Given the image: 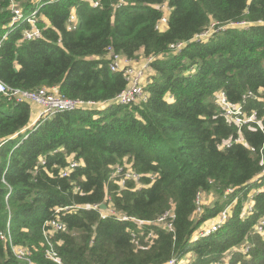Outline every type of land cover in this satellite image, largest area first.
<instances>
[{
  "label": "trees",
  "instance_id": "16d2710c",
  "mask_svg": "<svg viewBox=\"0 0 264 264\" xmlns=\"http://www.w3.org/2000/svg\"><path fill=\"white\" fill-rule=\"evenodd\" d=\"M15 1L24 15L38 10L41 37L24 40L29 26L23 22L2 41L0 80L8 87L55 88L59 96L100 103L127 85L121 73L109 71L108 47L151 61L145 99L57 113L34 129H28L30 105L0 95V234L9 223L13 245L30 250L35 264H54L44 258L43 231L57 216L65 230L48 240L62 264H162L171 258L177 264H264V235L256 232L264 220L258 152L264 144V27L256 24L264 20V0H122L120 6L121 0H96L95 8L86 0ZM164 2L168 26L159 33L156 6ZM71 11L76 24L68 30ZM10 19L9 0H0V39ZM212 21L217 28L252 25L194 41ZM177 42H185L179 54L169 50ZM220 91L231 105L245 102L261 127L237 132L217 103ZM239 137L244 143L234 142ZM72 159L81 165L62 177ZM117 167L139 174L140 187L131 179L120 187ZM211 192L216 198L197 213V194ZM102 203L105 210L55 212ZM230 205L218 231L195 238ZM108 206L146 222L172 210L173 233L114 215L103 219ZM149 233L155 235L150 243ZM0 264H18L1 239Z\"/></svg>",
  "mask_w": 264,
  "mask_h": 264
},
{
  "label": "built area",
  "instance_id": "2783aa9c",
  "mask_svg": "<svg viewBox=\"0 0 264 264\" xmlns=\"http://www.w3.org/2000/svg\"><path fill=\"white\" fill-rule=\"evenodd\" d=\"M40 3L42 0H32ZM91 4L92 7H98L99 2L96 0H86ZM123 4L121 0L118 3V6ZM157 9L161 11V16L159 20L155 24V30L159 33H163L167 30L168 26V15L170 12V8L166 2L156 6ZM9 9L11 13V19L9 24L7 25V31L4 36L0 39V47L2 41L8 35L9 32L18 28L23 22L28 24V28L22 32L23 39L26 41H32L41 37V31L37 27L36 22V14L38 12L37 9H34L31 14L24 15L21 8L18 7V4L15 0H9ZM76 24V16L74 11H71L69 17L67 19V29L71 30L75 28ZM216 22H211L210 25L204 28L200 33L194 35V41H205L212 36L213 33L224 29L225 27H239V28H247L251 26V22L240 21V22H229L225 24L223 27L217 28ZM257 25H261L264 27V20H259L256 23ZM185 46V42H177L169 45V50L175 54H179L183 47ZM106 62L107 67L110 72H119L122 74L124 80L127 82L126 87L115 96L113 100L96 103L93 101H83L79 99H69L63 96H59L57 90L55 88H39L34 91H25L18 88L8 87L5 83L0 80V95L7 97L9 99L14 100L16 103H25L30 105L31 108V116L32 121L28 129H34L40 121L45 120L48 117H52L53 115L61 112H70L76 109H86L93 108L97 109L99 107H107L109 105H131L137 100L145 99L143 96V85L146 83V73L149 70V63L151 58H146L143 60V65L136 64L135 59L127 58L119 53H116L113 48L108 47L106 50ZM250 97L253 95L248 93ZM217 97V103L220 105L222 114L235 126L237 127V132L241 131V128L247 126L248 128L256 129V127H261L260 121L256 118V112L251 111L247 113L244 109V103L242 102L237 105H231L226 98L224 91H220ZM169 100L171 98H168ZM245 99V96H243ZM242 142V138L239 137L234 140V142ZM230 145V143H228ZM245 146L247 144L245 143ZM251 151H254V148L248 147ZM259 166L262 167V174H264V144L259 148ZM43 164V162L41 163ZM81 165V162L72 159L67 168L61 171V176L65 177L69 174V172L73 171L77 167ZM30 172V171H29ZM114 176H119L120 180L117 184L120 187L124 186L125 180L131 179L136 184L139 182V178L141 177L139 174H136L131 168H127L124 170L122 167H117ZM199 198L200 193L197 194L196 197V212L201 213L202 209L199 206ZM106 200L109 201L110 198L106 197ZM109 209L107 211L101 212V218H106L108 215H114L116 220L120 222L130 221L137 226H142L144 224H153L159 227L161 230H165L167 232H172L173 230V220L175 215L172 213L173 211H165L161 216H158L154 221L146 222L137 220L133 217H128L125 214H116L111 206H108ZM90 209H100V205H76V206H68L63 209H56V214H59L61 211H78V210H90ZM246 210H251L250 206H247ZM231 210H228L225 207L218 215L213 217L209 222H207V226L201 227V230L195 235V238H203L207 237L210 234L218 231L220 227L224 224V222L228 219ZM46 227L44 228V235L46 238V244L48 248L44 252V258L48 261H51L54 264H62L60 258L57 253L54 251L52 245L50 244L48 238L49 234L62 232L65 230V226L62 222L58 220V216L55 220L46 222ZM256 232L260 235H264V220H259L256 225ZM173 233V232H172ZM133 239H135V235H131ZM155 238L153 233H149L146 237L148 243ZM0 239L11 247V251L17 260L18 264H35L33 261V255L30 250L25 247L15 246L12 243V237L9 231V223L7 224L6 231L0 234ZM162 264H177V259L171 258L165 263ZM184 264V262H182Z\"/></svg>",
  "mask_w": 264,
  "mask_h": 264
},
{
  "label": "rangeland",
  "instance_id": "374dc122",
  "mask_svg": "<svg viewBox=\"0 0 264 264\" xmlns=\"http://www.w3.org/2000/svg\"><path fill=\"white\" fill-rule=\"evenodd\" d=\"M107 57V56H106ZM135 61H136V64H138V65H143V59L141 58V56L140 55H138V57H136V59H135ZM149 73V72H148ZM213 193L211 192V193H209V194H206V195H204V194H201L200 193V198H199V206L201 207V209L206 205V204H208L209 202H212V200H214L215 198H216V196L213 194ZM227 209L228 210H231L232 209V205H230V206H227Z\"/></svg>",
  "mask_w": 264,
  "mask_h": 264
},
{
  "label": "water",
  "instance_id": "95a60500",
  "mask_svg": "<svg viewBox=\"0 0 264 264\" xmlns=\"http://www.w3.org/2000/svg\"><path fill=\"white\" fill-rule=\"evenodd\" d=\"M100 209H101V210H105V209H106V205L101 204V205H100Z\"/></svg>",
  "mask_w": 264,
  "mask_h": 264
},
{
  "label": "clouds",
  "instance_id": "9594fccd",
  "mask_svg": "<svg viewBox=\"0 0 264 264\" xmlns=\"http://www.w3.org/2000/svg\"><path fill=\"white\" fill-rule=\"evenodd\" d=\"M153 177H154V175H153L152 177H150V179L153 180ZM136 186H137V188L140 187L139 183H137ZM102 204H104V203H102ZM100 205H101V204H100ZM104 205H105V204H104Z\"/></svg>",
  "mask_w": 264,
  "mask_h": 264
}]
</instances>
